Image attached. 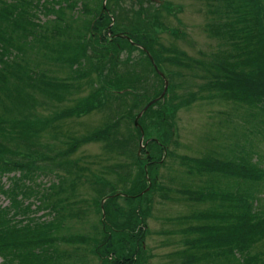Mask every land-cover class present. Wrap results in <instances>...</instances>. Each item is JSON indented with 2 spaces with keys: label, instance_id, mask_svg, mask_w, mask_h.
<instances>
[{
  "label": "trees",
  "instance_id": "obj_1",
  "mask_svg": "<svg viewBox=\"0 0 264 264\" xmlns=\"http://www.w3.org/2000/svg\"><path fill=\"white\" fill-rule=\"evenodd\" d=\"M111 1L108 0L104 8L103 0H46L43 3L40 0H0L1 264H77L85 259L89 261L87 254L81 252L85 246H90L88 252L98 259L96 264H146L148 261L149 253L144 240L148 235L147 221L151 217L149 196L159 192L161 197L167 198L164 192L171 188L164 187L158 181V174H154L155 163L146 167L143 160L139 162L137 138L140 139L141 131L136 128L135 137L128 139L118 132L115 125H109L104 130L92 134L90 132L91 135L87 138L73 139L68 149L57 153L43 143L46 138L43 132L57 119H71L94 109H103L104 95L115 96L106 104H109V108L115 106L114 99H117L119 106L126 104L124 107L129 111L139 110L138 114L147 107V92L144 91L140 96L145 101L134 95L133 100H130L127 96L134 92L131 86L146 80V76L134 73L136 62L128 64V58L124 62L119 61L118 55L108 57L111 50L106 48V52H103L105 46H113L116 51L120 48L127 49L130 54L140 51L142 58L156 73L149 57L139 45L152 54L159 69L169 59L173 64L179 63L180 55L173 49L166 48L167 50L156 52L153 50L157 42L153 33L162 26L156 21L160 12L158 9L163 6L172 10V5L163 3V0H126L130 3L129 6L117 3V9H114ZM151 9L154 11H149ZM74 13H79V17L75 19ZM206 14L210 18L206 30L210 36L218 38L220 46V53L216 58L218 62L215 60L213 68L205 70V79L209 78L213 87L206 86V90H219L224 99L229 92L239 94L241 98L251 102L259 117L256 131L262 132L264 0H206ZM41 15L46 18L44 24L37 21ZM121 33L129 35V38L116 36ZM89 47H97L98 51L88 56ZM37 50L45 54L47 61L68 63L69 72L75 71V65L77 69L80 68V74L73 78L78 82L97 74L101 85H94L93 78L88 82L92 90L91 98L82 100L86 106H67L59 109L60 114L53 113L51 116L39 111L40 108H48L44 105L54 99L53 95L60 87L67 86L55 80L50 82L51 78L46 71L39 69L21 73L29 63L25 56H34ZM15 51H18L16 57L20 58L16 62L11 58L16 54ZM84 52L86 56L81 57ZM165 52L174 53L175 56L168 57L164 55ZM189 62L186 59L185 63ZM118 66L125 67L127 77H120L115 82L105 81ZM240 66H244L249 72L243 68L238 72ZM106 70L109 74L102 77ZM201 78L204 80V77ZM172 82L169 91L173 96ZM78 86L84 87L81 84ZM120 90L129 92L123 93ZM115 91L120 92L116 95ZM173 97L165 102H155L142 116L140 123L146 139L152 133L150 125L143 121L151 117L163 120L158 127V138L164 139L171 135L172 123L163 114H167L168 110L176 112L177 109L172 104ZM155 106L159 110L152 112ZM113 133L116 137H112ZM51 137L56 138L55 135ZM94 137L103 138L107 146L124 149L122 153L130 157L132 163L124 173L116 172L117 178L113 182L105 178L97 181V185L101 187L95 188L98 198L94 200L96 211L101 216V201L106 196L109 199L104 204L106 219H100L99 224L93 225L94 235L71 232L65 235L63 232L69 230L66 223L68 219L82 220L84 217L83 212L75 209L76 201L73 200L76 197L73 190H77V184L74 181L68 183L58 175L59 183L54 186H58V189L53 191L55 198L50 199L47 192L41 193L43 186L37 180L42 173L53 170V166L59 167L61 171L65 169L68 173H73L74 169L82 171L77 161L71 157L81 144L90 143L95 140ZM119 137L123 139L120 140ZM260 140H250V145L256 149ZM160 141H150L148 148H156V152L151 151L153 160H160L164 155L165 147ZM46 150L53 154H47ZM263 151H258L256 161L246 157L243 152L238 156V163L235 158L222 161L206 155L201 160L180 158L182 167L189 174L218 173L226 178H234L238 181V186L248 185L250 190L255 191L252 193L242 188L240 192L226 191L215 184L195 189L194 186L184 184V188L178 190L180 194L192 201L211 205L204 211L181 218L190 216L188 222L194 219L197 224L188 226L184 231L188 235L182 241L186 248L178 250L176 254L181 256L180 264H217L214 261L221 262L220 258L230 263L238 261L241 264H264V208L261 204L262 196L258 197L256 194L264 188V153H260ZM138 162L143 167L140 165L141 170L136 172L134 165ZM118 166L108 169L113 170ZM146 168L149 170L152 185L149 191L141 195L149 186L145 175ZM4 179L8 180L9 187ZM120 183L125 192L133 196L122 198L126 202V208L116 203L121 196H111L117 193ZM216 190L218 191L215 192ZM2 198L8 201L7 205L2 203ZM42 211L46 212L36 215ZM47 215H51L52 219L47 220ZM62 243L72 246V250L61 249ZM172 255L173 253L170 254Z\"/></svg>",
  "mask_w": 264,
  "mask_h": 264
},
{
  "label": "rangeland",
  "instance_id": "obj_2",
  "mask_svg": "<svg viewBox=\"0 0 264 264\" xmlns=\"http://www.w3.org/2000/svg\"><path fill=\"white\" fill-rule=\"evenodd\" d=\"M40 1L43 3L46 0ZM163 1V3L168 2L169 5H172L173 11L167 10L163 6H160V9H158L160 12L157 17L158 20L156 21L161 23L162 26L158 27L153 33V37L157 41L153 46V50L156 52L161 51V49L164 51L169 48L180 55L178 60L179 63L173 64L168 58L169 62L161 66L159 70L164 73V76L152 70L149 63L142 58V54L138 51L130 54L127 49L123 50L120 48L116 51L113 46L109 45L103 48V52H106V48L111 50L108 54L110 58L118 55L119 61L124 62L128 58V64H134L136 62L134 73L138 72L146 76V80L142 82L139 81V84L131 86L134 92L127 94L128 99L133 100L135 96L145 101L140 97L145 91L148 95L146 103L149 105L151 102H165L167 99H171V97L174 96L172 104L177 109L175 113L168 110L167 114H163V117L166 116L172 123L170 124L171 135L168 138H158V127L163 120L161 121L157 117L146 118L143 121L147 125H150L151 137L146 139L143 129L140 139L137 138V148H139L140 156L138 157L140 160L139 162L143 160L146 167L148 164L152 166V164L155 163L156 169L154 174H158V181H160L164 187L171 188V190L167 189L164 192L167 198L161 197L159 192L151 193L149 196L148 201L151 203L152 208L151 217L147 221L148 235L144 240L149 253L146 264H180L181 256H177L176 254L178 250H185L186 248L184 244H182V241L188 237L187 234H184V231L188 226L197 224L194 219L188 222L187 219L190 216L184 219L181 218L184 217V215H193L204 211L211 205L210 203L192 201L180 194L178 190L184 188V184L187 183L189 187L194 186L195 189L198 187H209L215 184L217 187L220 185L222 190L226 191L235 190L240 192L242 188L252 193L255 192L254 190H250L248 185L238 186V181L234 180V178H226V176L218 173L213 175L200 174L199 172V174L197 172L189 174L186 168L182 167L180 158L183 159L188 157L201 160L206 156H210L211 158L220 159L222 161H229L235 158L234 160L238 163V158H240L238 156H241L243 152L246 154V157L256 161L259 154L258 151L264 150V129H261L262 132L256 131L259 117L255 108L251 106V102L244 100L239 94H234L229 91H225L229 92V95L224 99L219 90H206V86H212L210 79H205V70L213 68L215 60L217 61L216 58L220 53L218 38L216 36H210L209 32L206 30V26L210 24V18L206 14V0ZM104 2L105 0H103V5ZM117 3L125 6L130 5L126 0H112L110 2L111 7L117 9ZM149 11L152 12L154 9ZM74 14L75 19L80 15L79 13ZM37 21L44 24L46 18L41 15ZM38 50L34 56H29L28 54L25 56L26 61L29 63L26 65L25 69L21 70V73L24 74L32 69L46 71L47 76L51 78L50 82L55 80L67 86L68 89L60 87L55 95H53L54 99L49 100L44 105L48 107L47 109H39L37 105L36 110L39 109V111L46 116H51L53 113L56 115L60 114L59 109H65L67 106H86L82 100L85 98L90 99V92L92 90L88 82L93 78L95 81L94 85H101L97 79V74L78 82L73 78L80 74V68L77 69L75 65V71L69 72L67 67L69 66L68 63L47 61L46 58H44L45 54H42V51L39 53ZM97 51V47H89L87 49V55L91 56ZM15 53L16 54L11 56L14 62L20 59L16 57L18 51H15ZM85 53L86 52H84L81 57H85ZM180 53H183V55L181 56ZM164 55L168 57L169 55L170 57L175 56L174 53L168 54L167 52H165ZM65 59H67V56H65ZM186 59L190 62L185 63ZM238 68V72L242 71L241 68H243L244 71H248L244 66ZM48 69L50 70L49 72ZM115 72L109 74L106 70L103 72L102 77L105 76V74H109L110 77H107L105 81L110 82H115L120 77H127L125 74L127 73L125 67L118 66L115 68ZM175 73L176 75L174 76ZM160 76H162L163 79ZM201 77H204V80ZM165 80L168 81L169 86L170 82L173 81L171 83L173 96L168 88L166 95L162 97L164 91L163 81ZM80 84L84 87L80 88L78 86ZM105 87L109 88L107 85H105ZM219 89L221 90V88ZM120 91H115L114 93L118 95ZM122 92L125 93L129 91ZM213 95H216L215 98H210ZM35 96L37 97V94ZM111 97L115 96H103V109H94L87 114L83 113L71 119H57L53 125L43 132L46 134L43 143L49 145L48 149L49 147L53 148L54 152L57 153L61 150L68 149L73 139L87 138V136H90L92 133L104 130L109 125H115L122 136L128 139L134 138L136 128H138L135 126V123H139L142 127L140 123L142 117L139 119L137 117L139 110L129 111V109H125L124 107L126 104L119 106L117 99H114L115 106L109 108V104L107 106L106 104L110 102ZM158 110L159 107L155 106L152 112ZM51 135H55L56 138H52ZM112 137H116V134L113 133ZM94 138L95 140H92L90 143L81 144L79 148L76 149V153L71 157L72 160L77 161L79 167L83 169L82 171H77L74 167L73 173H68L65 169L61 171L59 167L53 166V170L48 173H42L37 180V183L40 182L43 186V191L41 193L44 194L47 192L50 199L55 198L53 191L58 189V186L54 187L59 183L58 175L65 178L68 183L74 181L77 184V190H73V193H76V197L73 200L76 201L75 209L83 212L84 217L81 218L82 220H77L78 218L68 219L66 223L69 225V230L63 232L65 235L68 232L75 234L82 233L90 236L94 235L93 225L99 224L100 219H102V216L96 211L95 205V200L98 198V193L95 188L101 187V185H97V181L101 178H105L107 181L115 180L117 178L116 172L120 171L118 174H121V171L124 173V171L128 170V165L132 163V159L122 153L124 149L107 146L103 138ZM256 138H260L261 140L259 141V147L254 149L252 145H250V140H255ZM119 139L122 140L123 138L119 137ZM150 141H160L164 145L165 148L163 147L164 155L162 159H151L153 156L151 151L155 150L156 152V148H148ZM49 151L50 150H46V153L51 154L52 152L50 153ZM260 153H264V151ZM139 162L137 165H134L136 172L143 167ZM117 165L119 166L113 170L108 169L109 167H116ZM145 175L148 177V187H151L152 180L149 177L148 168H146ZM4 183L9 187L7 179H4ZM28 184L30 185V183ZM122 187L120 183L117 192L127 194ZM217 191L218 190L215 192ZM256 194L258 197L262 196L261 204L264 208V188ZM117 196L121 197L116 203L126 208V202L122 199L125 195L122 196V194H120ZM2 203L7 205L8 201L2 198ZM45 212L46 211H42L36 215L40 216ZM46 219L50 220L52 216L47 215ZM89 248L90 246H85L81 249V252L87 254L89 261L85 259L77 264H96L99 262L90 251L88 252ZM61 249L72 250V246L62 243ZM260 249L261 247L258 248V250ZM171 253H173L172 256H170ZM220 260L221 262H218V260L214 262L217 264H241L238 261L230 263L223 258H220ZM1 263L2 259L0 258V264Z\"/></svg>",
  "mask_w": 264,
  "mask_h": 264
},
{
  "label": "water",
  "instance_id": "obj_3",
  "mask_svg": "<svg viewBox=\"0 0 264 264\" xmlns=\"http://www.w3.org/2000/svg\"><path fill=\"white\" fill-rule=\"evenodd\" d=\"M167 82H166V88H165V90L167 89ZM165 95V92L163 93V95L162 96H164ZM153 103V102H152ZM146 110V109H145ZM142 116V114H140V117Z\"/></svg>",
  "mask_w": 264,
  "mask_h": 264
}]
</instances>
